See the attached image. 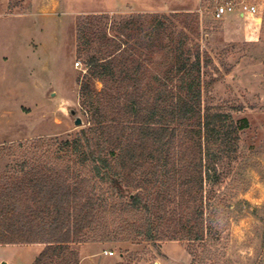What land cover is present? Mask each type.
<instances>
[{"label": "rangeland", "instance_id": "1", "mask_svg": "<svg viewBox=\"0 0 264 264\" xmlns=\"http://www.w3.org/2000/svg\"><path fill=\"white\" fill-rule=\"evenodd\" d=\"M0 1L5 3L0 4V194L21 185L35 166L68 170L70 151L60 144L88 127L79 85L87 74L86 53H77L80 27L89 38L102 30L116 36L120 23L132 16L168 17L165 31L150 41L135 38L130 46L148 66L152 82L180 58L200 53L204 108L230 113L238 124L247 121L236 158L217 188L225 206L217 222L221 234L209 247L220 264H264V0H257L261 25L237 14L214 19L220 0ZM98 51H106L100 41L91 47V53ZM95 88L100 91L102 84L96 81ZM26 161L31 167L24 170ZM105 221L109 230L87 231L70 245L79 264L193 262L186 243L145 242L134 231L123 232L119 217ZM45 247L0 244V264H34ZM49 263L67 264L65 258Z\"/></svg>", "mask_w": 264, "mask_h": 264}, {"label": "trees", "instance_id": "2", "mask_svg": "<svg viewBox=\"0 0 264 264\" xmlns=\"http://www.w3.org/2000/svg\"><path fill=\"white\" fill-rule=\"evenodd\" d=\"M167 20L132 16L116 36L102 30L89 38L80 27L77 53H86L87 74L79 85L88 127L60 144L70 151L67 172L35 166L21 185L0 194V244L42 243L34 264L52 258L79 264L70 245L87 231L109 230L105 220L117 216L123 232L134 231L145 242L186 243L191 264H220L209 247L221 234L217 222L225 206L217 188L247 121L238 124L230 113L204 108L200 53L150 80L130 42L150 41L166 30ZM96 41L106 51L91 53ZM22 166L31 167L27 161Z\"/></svg>", "mask_w": 264, "mask_h": 264}, {"label": "built area", "instance_id": "3", "mask_svg": "<svg viewBox=\"0 0 264 264\" xmlns=\"http://www.w3.org/2000/svg\"><path fill=\"white\" fill-rule=\"evenodd\" d=\"M237 14L243 19H251L257 25H261L263 20L262 3L257 0H220L213 18L222 20L228 15ZM80 63H77L79 66ZM106 255H113L112 252H105Z\"/></svg>", "mask_w": 264, "mask_h": 264}, {"label": "water", "instance_id": "4", "mask_svg": "<svg viewBox=\"0 0 264 264\" xmlns=\"http://www.w3.org/2000/svg\"><path fill=\"white\" fill-rule=\"evenodd\" d=\"M71 114H72V115H75V111L72 110V111H71ZM82 124H83V121L81 120V118L76 117V119H75V125H76V126H81Z\"/></svg>", "mask_w": 264, "mask_h": 264}, {"label": "crops", "instance_id": "5", "mask_svg": "<svg viewBox=\"0 0 264 264\" xmlns=\"http://www.w3.org/2000/svg\"><path fill=\"white\" fill-rule=\"evenodd\" d=\"M0 2H3V1H0ZM0 4H3V5H5V3H0Z\"/></svg>", "mask_w": 264, "mask_h": 264}]
</instances>
